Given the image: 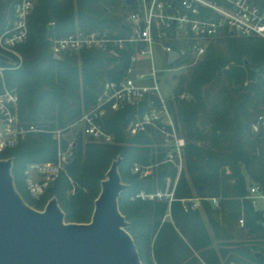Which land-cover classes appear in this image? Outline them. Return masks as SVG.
<instances>
[{"label": "trees", "instance_id": "obj_1", "mask_svg": "<svg viewBox=\"0 0 264 264\" xmlns=\"http://www.w3.org/2000/svg\"><path fill=\"white\" fill-rule=\"evenodd\" d=\"M20 2L0 0V36L11 28L14 6ZM125 11L127 6L121 0H35L27 40L17 47L21 66L10 55L14 68L7 71L6 85L19 98V120L44 130L28 135L12 149L14 153L0 154L1 160L11 158L13 162L11 173L18 194L17 173L24 172L29 163L55 161L57 144L51 133L62 129L65 134L88 113L104 83L120 80L134 52L129 47L113 56L87 49L56 58L51 41L77 32L128 37L131 29L124 23ZM215 39L200 61L185 55L178 62L190 67L173 93H187L190 99L176 101V111L169 106L186 141L185 170L170 203L136 198L140 192H164L168 179L171 190L177 171L172 165H159L147 178L130 173L134 166L154 165L164 155L154 132L127 133V123L138 112L131 106L98 120L112 136L111 144L84 142L79 129L71 142L63 136L60 144L63 149L71 147L72 161L40 201L24 202L42 211L55 198L65 222L88 223L100 182L111 163L121 158L118 172L128 187L120 195L118 207L129 223L127 231L141 264H264L263 212L246 199L252 183L264 188V139L251 131L256 119L264 116V42L234 40L228 34L224 49L213 45ZM166 41L178 53L185 46L173 34ZM143 108L141 105L139 112ZM191 198L201 201L204 217L197 209L185 212L181 202ZM212 198L219 201V211L208 203ZM212 214H219L220 221ZM240 217L244 226L236 231Z\"/></svg>", "mask_w": 264, "mask_h": 264}, {"label": "built area", "instance_id": "obj_2", "mask_svg": "<svg viewBox=\"0 0 264 264\" xmlns=\"http://www.w3.org/2000/svg\"><path fill=\"white\" fill-rule=\"evenodd\" d=\"M128 11V25L131 34L125 38H113L106 33H80L66 38H54L50 48L54 57L65 53L93 49L116 54V51L129 47L134 53L129 58V66L122 71L118 81H106L94 106L84 114L77 124L82 128L85 137L102 145L111 144L112 136L98 123L110 112L121 111L126 106L138 110L133 119L127 123L131 136L137 133H155L160 138L161 146L166 149L165 162L173 164L181 171L186 141L180 136L169 102L185 101L187 93L165 97L162 93L163 77L166 72L167 54L175 52L167 45L162 67L155 61L156 42L167 40L168 34L184 44L178 53L179 58L190 55L195 60L204 56L209 42L223 33L242 37L259 36L264 38V0H121ZM33 9L31 0H21L14 6L13 24L0 36V54L10 55L21 61L17 47L28 37V19ZM0 62V154L19 146L30 134H40L44 130L23 124L16 113L19 98L8 88L4 79L7 70L14 68ZM17 67V66H16ZM19 67V65H18ZM162 73V74H161ZM144 106L139 112V107ZM76 124V123H75ZM65 130L53 131L52 139L57 144L55 161L29 163L23 176L27 191L33 199L41 198L58 180L70 163V151L60 144ZM251 131L260 134L264 139V116H259L251 126ZM137 166L135 171H137ZM142 177L148 172L142 171ZM155 196L161 195L158 193ZM154 198L140 193L137 198ZM159 197V198H160ZM246 199L256 209L258 202L264 203V188L257 184L249 186ZM199 200L182 201L184 210L197 209ZM212 204L219 206L218 201L211 199ZM239 223L244 225V219Z\"/></svg>", "mask_w": 264, "mask_h": 264}, {"label": "water", "instance_id": "obj_3", "mask_svg": "<svg viewBox=\"0 0 264 264\" xmlns=\"http://www.w3.org/2000/svg\"><path fill=\"white\" fill-rule=\"evenodd\" d=\"M178 58V53L169 52L167 65ZM0 62L14 66L2 54ZM121 163L116 158L100 182L89 222L74 224L65 222L55 198L43 211L26 204L14 185L11 158L0 159V264H141L127 231L129 223L118 207L128 187L118 172Z\"/></svg>", "mask_w": 264, "mask_h": 264}, {"label": "rangeland", "instance_id": "obj_4", "mask_svg": "<svg viewBox=\"0 0 264 264\" xmlns=\"http://www.w3.org/2000/svg\"><path fill=\"white\" fill-rule=\"evenodd\" d=\"M32 1V3H33V5H34V2H35V0H31ZM130 9H128V11H129ZM128 11H125V12H123L124 13V17H125V20H124V23L125 24H128ZM131 34V32H129L128 34H127V36H129ZM228 34L227 33H223L222 35H220L217 39H215V41H213L212 43H213V45H218V46H220L221 48H226V42H225V37L227 36ZM232 39H234V40H243V41H248V42H264V38H261V37H259V36H247V37H242V36H238V35H232ZM167 41L166 40H163L162 42H156V48H155V61L157 62V65L159 66V67H162V59H163V57L165 58V47H167V45L165 44ZM210 43V42H209ZM210 45V44H209ZM18 51V50H17ZM109 55H113L114 56V54H111L110 52H107ZM134 53V52H133ZM77 54V53H76ZM12 57V56H11ZM203 57V56H202ZM13 58V57H12ZM13 59H15V58H13ZM200 59H202V58H200ZM200 59H199V61H200ZM198 60H196V62H197ZM179 61L177 60V61H175L173 64H171V65H168V66H163V68H165L166 69V72H164L162 75H161V77H163V85H162V93L164 94V96L165 97H171L172 95L173 96H175L176 97V95L173 93V89L177 86V84H178V80H179V78H181V75H184V73H186L187 71H188V69H189V67H190V65H188V64H186V62H184V63H178ZM18 65H19V67L21 66V61H18ZM192 65H194L193 63H192ZM7 71H9V70H7ZM7 77H8V72H6L5 74H4V79H5V81H6V84H7ZM10 89V88H9ZM12 90V89H11ZM13 91L15 92V90L13 89ZM16 93V92H15ZM188 99H190V96H189V98ZM188 99H186V100H188ZM170 104H172L171 106L173 107V109H174V111H176L177 109H176V106H177V102H176V100H174V102L173 101H170L169 102V106H170ZM175 120H176V118H175ZM78 121V120H77ZM77 121H75L74 123H73V125L70 127V129L63 135L64 136V139H67V141L68 142H71L72 140H73V134H74V132H76L78 129L79 130H82L81 129V127H80V125L79 124H77ZM176 122H177V125H178V128H179V132H180V136L184 139V141H185V137H184V135H183V128H182V125L180 124V122H179V120H178V118H177V120H176ZM76 123V124H75ZM127 133H129L128 132V129H127ZM129 135H131L130 133H129ZM82 138H83V140H84V142H88V141H91L90 139H88L87 137H85L84 135H83V133H82ZM160 139V138H159ZM91 142H93V141H91ZM93 143H95V142H93ZM97 144H99V143H97ZM68 149L70 148V146L69 147H67ZM162 149H164L163 147H161ZM185 150V149H184ZM165 152H166V149H164V155H165ZM10 153H14V151L13 150H9L8 152H5L4 154H6V155H9ZM70 161H72L71 160V158H72V152L70 151ZM164 155H163V159L161 160V161H157V163H154V165H150V166H142V165H136L137 166V168H138V170L137 171H135V167L136 166H134L133 168H132V170H131V174L132 175H136V176H138L139 178H147V177H150V176H152L153 174V171L157 168V167H159V165H169V166H173L174 168H176L173 164H169V163H166L165 162V158L166 157H164ZM183 157H184V154H183ZM184 159H185V157H184ZM184 161H183V165H182V169H181V171L180 172H178V169L176 168V173H177V175H176V178H175V180H174V182H173V184H172V186H171V190L169 189V186H170V180L168 179L167 181H166V190L164 191V192H162V191H157L155 194H145L144 192H140V193H143V194H145V195H147V196H152V197H154V198H148L149 200H155V198L156 199H163V200H167L168 201V203H170L171 201H172V198H173V193H174V191H175V187H176V185H177V182H178V180H179V178H180V175L182 174V172L184 173ZM142 171H145V172H148V176H145V177H142V175H141V173H142ZM16 178H17V181H18V191H19V194H21V196H22V198L24 199V201L25 202H28L29 204L31 203L30 202V200L32 199V200H36V201H40V199L41 198H36V199H33L31 196H30V194L28 193V191H27V187H26V183H25V177L23 176V172L22 171H20V172H18L17 173V176H16ZM252 184H256V183H252ZM251 184V185H252ZM258 185V184H257ZM192 191H193V196L195 197L196 196V191L194 190V189H192ZM72 194H74V192H73V189L70 191ZM139 193V194H140ZM160 194L161 195V197L159 198L158 196H155L156 194ZM137 198V197H136ZM191 199H197V200H199L198 198H191ZM182 201H186V200H182ZM47 203V202H46ZM209 203V202H208ZM259 204H258V206H257V208L256 209H258L259 211H264V203L262 202V201H259L258 202ZM181 204H183L182 202H181ZM210 204V203H209ZM45 206V205H44ZM44 208V207H43ZM41 210V209H40ZM44 210V209H43ZM42 210V211H43ZM199 212H201L200 214L204 217V214H203V212L202 211H199ZM221 214V213H220ZM263 214H264V212H263ZM212 217L215 219V220H217V221H220L219 219H220V217H219V214H212ZM240 218H242V217H240ZM240 218H238V220H237V223H236V228H235V230L236 231H238L239 230V228H242V226L240 225V223H239V219ZM163 219H165V217L163 218ZM244 226V225H243ZM238 233V232H237ZM185 242H186V244H188L187 243V240L185 239L184 240ZM198 264H202L201 262H199L198 261Z\"/></svg>", "mask_w": 264, "mask_h": 264}, {"label": "crops", "instance_id": "obj_5", "mask_svg": "<svg viewBox=\"0 0 264 264\" xmlns=\"http://www.w3.org/2000/svg\"><path fill=\"white\" fill-rule=\"evenodd\" d=\"M216 200H217V199H216ZM217 201H218V200H217ZM208 202L210 203L212 210H214V211H219V210H220V204H219V201H218V204H219L218 207H216L214 204H212L211 199H209ZM198 205H199V206H198L197 210H198V211H202V206H203V204H201V201H200V200H199V202H198ZM262 212H264V211H262ZM200 213H201V212H200ZM263 216H264V214H263Z\"/></svg>", "mask_w": 264, "mask_h": 264}]
</instances>
